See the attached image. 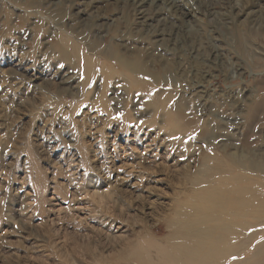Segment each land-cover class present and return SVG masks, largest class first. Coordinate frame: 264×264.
<instances>
[{
    "label": "rangeland",
    "instance_id": "1",
    "mask_svg": "<svg viewBox=\"0 0 264 264\" xmlns=\"http://www.w3.org/2000/svg\"><path fill=\"white\" fill-rule=\"evenodd\" d=\"M263 157L264 0H0V264H118Z\"/></svg>",
    "mask_w": 264,
    "mask_h": 264
},
{
    "label": "bare ground",
    "instance_id": "2",
    "mask_svg": "<svg viewBox=\"0 0 264 264\" xmlns=\"http://www.w3.org/2000/svg\"><path fill=\"white\" fill-rule=\"evenodd\" d=\"M236 167L207 168L205 183L178 205L172 230L147 247L136 243L118 264H264V163Z\"/></svg>",
    "mask_w": 264,
    "mask_h": 264
}]
</instances>
